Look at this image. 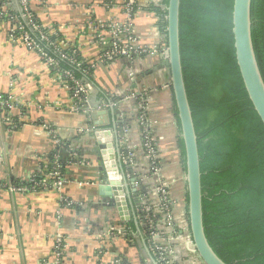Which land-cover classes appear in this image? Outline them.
Segmentation results:
<instances>
[{
  "label": "crops",
  "instance_id": "0c3cea01",
  "mask_svg": "<svg viewBox=\"0 0 264 264\" xmlns=\"http://www.w3.org/2000/svg\"><path fill=\"white\" fill-rule=\"evenodd\" d=\"M116 1L123 0H35L33 5L46 27L56 26L63 39L77 44L83 57L94 62L96 86L89 85V109L107 110L109 120L100 115L99 125L91 115L72 108L69 92L39 53L13 40L7 19H0V97L14 98L9 113L1 114L0 109V176L28 182L45 173L55 147L47 125L68 143L61 148L60 188L0 191V264H151L142 239L153 253L151 220L161 233L159 241L172 245L177 264H204L186 234L185 164L165 53L95 62L100 56L93 41L96 26L119 14L113 5ZM137 5L134 28L139 44L164 46L163 0H137ZM140 99L155 138V163L142 141ZM113 117L141 233L133 217L135 229L128 233L130 221L120 219L114 198L103 193L107 171L102 155L107 152L101 139H112ZM97 127L101 130L95 131ZM162 189L171 201L172 223ZM57 237L65 244L63 254H58Z\"/></svg>",
  "mask_w": 264,
  "mask_h": 264
},
{
  "label": "trees",
  "instance_id": "16d2710c",
  "mask_svg": "<svg viewBox=\"0 0 264 264\" xmlns=\"http://www.w3.org/2000/svg\"><path fill=\"white\" fill-rule=\"evenodd\" d=\"M34 1H28V9L42 31L50 35L55 30L58 34H51V39H62L56 26L49 28L41 22ZM168 1L163 0V4ZM233 4L234 0H181L182 63L198 136L207 237L229 264H264V124L237 64ZM11 6L9 12L18 16L32 38L57 60L59 69L69 70L75 78L96 86L94 67L90 68L81 51L74 49L77 44L64 48L60 42L57 46L48 43L15 4ZM166 14L164 10V17ZM252 23L254 46L264 76V0H252ZM163 27L167 33L166 19ZM61 52L73 56L76 62ZM100 95L107 99L104 91ZM12 107H3L1 114L9 113ZM179 144L185 164L182 137ZM67 147L68 143L60 139L49 153L45 173L37 175L38 180L54 171L56 154L63 161L61 148ZM127 225L131 234L134 223Z\"/></svg>",
  "mask_w": 264,
  "mask_h": 264
},
{
  "label": "water",
  "instance_id": "95a60500",
  "mask_svg": "<svg viewBox=\"0 0 264 264\" xmlns=\"http://www.w3.org/2000/svg\"><path fill=\"white\" fill-rule=\"evenodd\" d=\"M15 7L27 21V16L23 13L21 0H16ZM165 7L167 10V49L164 59L166 58L165 64L170 71L178 124L180 123V137L183 139L185 148L186 211L189 221L190 245L197 251L204 264H229L214 250L205 230L198 136L187 92L181 54V0H169ZM252 24V0H234L233 35L237 64L249 98L264 124V76L254 46ZM109 102L112 103V101ZM110 108L112 114L115 115L114 105H111ZM93 109V111L88 113V116L90 117L91 115L96 125L102 124V121H98V116L100 115H106L105 120L109 122L107 110H99L96 107H93ZM112 123V139H101L103 142L101 145L107 152V154L104 153L102 155L107 171L103 193L114 198L120 219L122 221H130L133 217L137 231L141 233V224L132 199L130 181L123 161V154L121 153L119 129L115 117H113ZM100 130V127L95 128V131ZM109 141L110 143H105ZM142 239L150 263L160 264L147 246L145 238L143 237Z\"/></svg>",
  "mask_w": 264,
  "mask_h": 264
},
{
  "label": "built area",
  "instance_id": "2783aa9c",
  "mask_svg": "<svg viewBox=\"0 0 264 264\" xmlns=\"http://www.w3.org/2000/svg\"><path fill=\"white\" fill-rule=\"evenodd\" d=\"M28 1L29 0H21L22 6L25 9V15L30 24L34 27V29L38 30L42 38L45 39L48 43L57 46L56 44L60 42L62 47L64 48H74V44L68 43L65 39H57L53 41L51 39V34H58L55 30L49 35L42 31L41 25H39L34 20V15L32 11L28 9ZM113 5L117 10H119V14L113 17L106 23H99L96 26V32L93 36L94 44H96L100 48V56L99 62L103 63H112L117 59L121 58H135L140 55L155 53L161 51L165 53L167 46L166 44L159 48H148L145 46H141L136 37L135 28H134V20L138 11L137 0H123L121 2H113ZM11 1L5 0L0 5V19H7V23L10 25V36L13 40L19 41L21 44L26 46L30 50H34L42 57L45 65L51 69L53 74L59 78V81L63 88H65L72 99V108L76 111H82L86 114L90 112L89 107V83L81 81L73 76V74L69 70H61L59 69V65L57 60L49 55L30 35V32L26 30L24 23L19 19L18 16L9 12L11 9ZM123 16V17H122ZM59 31V29H57ZM76 51H79L80 48ZM64 57H68L70 61L76 62V59L73 56H67L65 53L61 52ZM88 61V60H87ZM90 64V68L95 66L94 62L88 61ZM78 65H80L78 63ZM86 73H89V70H85ZM14 103L13 96H5L0 97V109L3 107H12ZM138 119L142 129V141L147 153V156L153 160L155 163L157 157L156 143L155 138L152 135V132L149 128L146 106L142 99L138 102ZM47 131L52 137L53 143L57 146L60 143V138L58 137L56 131L49 127V125L45 126ZM55 169L50 175L45 178L38 180L37 175L33 176L28 182L26 181H8L3 179L0 176V191L8 189L10 191H22L26 192L31 189H50L58 187L60 188L63 185V178L61 175V160L60 155H55L54 161ZM163 198L165 199V206L167 211L166 216L168 220L173 222L174 215L172 210H170L171 201L169 200V195L165 189H162ZM69 203V202H68ZM147 213H149V207H145ZM187 215V212H186ZM188 220V219H187ZM150 221V220H149ZM189 223V221H187ZM150 228L148 233L151 237V249L153 254L157 258L160 264H177L174 259L175 251L173 250L172 245L167 244L166 242H160V231L156 229L155 222L150 221ZM114 230H121L120 226H113ZM186 234H188V239L190 241L189 236V225L186 230ZM58 254H63L65 249V244L60 239V237L56 238Z\"/></svg>",
  "mask_w": 264,
  "mask_h": 264
}]
</instances>
